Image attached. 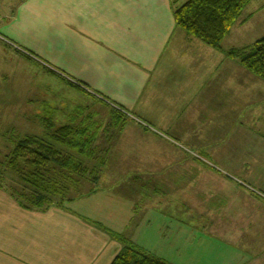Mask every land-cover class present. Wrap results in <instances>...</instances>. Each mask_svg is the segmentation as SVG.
<instances>
[{
  "label": "crops",
  "instance_id": "0c3cea01",
  "mask_svg": "<svg viewBox=\"0 0 264 264\" xmlns=\"http://www.w3.org/2000/svg\"><path fill=\"white\" fill-rule=\"evenodd\" d=\"M175 8L173 0H0L4 55L28 59L32 52L44 75L89 93L112 121V110L121 108L127 121L106 145L97 143L113 156L103 168L102 187L90 194L63 207L31 210L0 189V264H112L121 245L111 233L150 235L151 230L154 237L132 242L168 263L164 245L191 263L264 264V194L251 192L264 188V166L253 161L246 169L238 156L229 163L219 155L228 153L229 138L235 137L240 152L241 134L264 133V81L256 84L259 78L238 61L187 35L176 24ZM226 42L224 49L235 48ZM251 86L248 99H240V89ZM242 123H248L246 132ZM243 152L264 154V149L250 146ZM180 154H196L201 161L184 156L171 165L152 161ZM201 154L215 155V161ZM160 170L169 172L161 178ZM194 172L202 177H190ZM142 194L147 209L129 231L123 211L131 205L138 218ZM102 195L113 205L122 203L120 222L104 220L109 232L93 219L106 215L98 206ZM152 216L160 219L155 231ZM161 218L173 223L196 218L199 226L168 225Z\"/></svg>",
  "mask_w": 264,
  "mask_h": 264
},
{
  "label": "trees",
  "instance_id": "16d2710c",
  "mask_svg": "<svg viewBox=\"0 0 264 264\" xmlns=\"http://www.w3.org/2000/svg\"><path fill=\"white\" fill-rule=\"evenodd\" d=\"M252 1L173 0L176 5L174 15L177 26L187 35L224 52L264 81V37L244 47L223 48L225 39ZM115 108L117 110L111 113L112 124L114 128L123 130L126 112ZM87 121L90 125L85 123L78 127L69 123L56 127V123L49 120L45 133L15 139L14 149L0 160V186L23 207L31 210L63 207L64 203L84 196L82 189L86 183L95 187L109 160L108 148L101 149L97 145L101 133L95 128L96 122L92 116L87 117ZM9 176L11 178H7ZM12 181L18 182L23 189L11 187ZM96 225L109 232L104 226ZM110 235L121 245L112 264H170L139 247L126 235Z\"/></svg>",
  "mask_w": 264,
  "mask_h": 264
},
{
  "label": "rangeland",
  "instance_id": "374dc122",
  "mask_svg": "<svg viewBox=\"0 0 264 264\" xmlns=\"http://www.w3.org/2000/svg\"><path fill=\"white\" fill-rule=\"evenodd\" d=\"M187 0H183V2H186ZM180 5V4H179ZM250 18V19H249ZM264 37V0H253L249 6L245 9L243 16L241 17L240 21L233 27L231 33L226 38V47H228L229 44H233L235 47H241L246 45H251L255 43L256 41L260 40ZM0 160L5 158L7 155L10 154V152L15 147V139L23 138L24 136L28 135H34L37 133H45V129L49 127V124L45 122L46 118H54L56 123L61 125L63 124L68 125L69 123H75L76 126H83L85 123H90L87 120V115L90 113V116L93 117L94 121L96 122V127L99 130V133H101L98 142H103V145H106V142H109L112 135H115V133L122 132V130H119L118 128H114V125L112 124L111 116L109 114V111L105 107H101L91 96H89V93L84 92H78L79 90H75L70 85V82L63 83L60 80L56 79L53 76L50 75H44V72L42 69H40L39 66H43L40 62V59L37 58L35 55L32 54V52L28 51L29 55H26L28 59H22L19 57H16L13 59L12 57H7L2 52V47L0 48ZM251 75V74H250ZM64 79H67L69 77L60 74ZM253 76V75H252ZM255 77V76H253ZM257 77H255L256 79ZM62 79V80H64ZM258 79V78H257ZM65 80V81H67ZM258 83H263L262 80L258 79ZM260 81V82H259ZM250 82L252 85L255 84V81L250 79ZM70 84V85H69ZM79 87V86H78ZM256 87H258L256 85ZM254 87L251 86L250 89L244 88L243 91L240 89V99L247 100L246 94L251 93L253 91ZM258 90V89H257ZM258 92V91H257ZM258 95V94H257ZM63 111H62V110ZM50 112H52V116H50ZM65 112V113H64ZM60 113L62 115H60ZM91 113H95L94 116ZM125 113V112H124ZM70 114H73L71 116L72 120H68V116ZM126 114V113H125ZM65 116V117H64ZM128 117V116H127ZM129 118V117H128ZM130 119V118H129ZM127 122V121H125ZM243 122V121H242ZM56 124V127L59 126ZM90 125V124H89ZM243 126V127H242ZM248 123H242L241 125V131H247ZM242 128H244L242 130ZM264 129V128H263ZM261 129V130H263ZM106 135H109L110 138L104 137ZM164 137L168 138V134H163ZM214 136V135H213ZM102 139V140H101ZM240 139V146L239 150L247 149V147L250 146H256L261 147L264 149V133H253L251 136H241L238 138ZM169 140H172L169 138ZM211 140H214L211 137ZM235 137L229 138L228 144H226L225 151L228 153L225 154H219L221 156V159L223 162H236V159H234L236 156H238L239 161L242 162L244 167H248L250 163L253 161L257 162L256 164H253L254 166L260 165L264 166V161H262V157H264V154L258 153H249V152H243L240 153L236 151L237 144H235ZM97 142V143H98ZM101 149H104L105 146H98ZM234 150L235 153H230L229 151ZM247 151V150H246ZM113 155H109V160ZM147 157H153V155H145ZM157 155H154L156 157ZM184 156L186 161H201V158H196V154L189 155V154H180L178 155H159L157 158L153 159L152 161H157L159 163H164L171 165L175 161H180V159ZM200 157L204 156L207 159L211 161H215V155H199ZM232 157H234L232 159ZM149 159V160H150ZM189 159V160H188ZM146 161V160H145ZM249 162V163H248ZM247 171V170H245ZM103 172V171H102ZM168 170H160L157 172L160 176H166ZM156 173V172H155ZM199 174V175H197ZM229 174H227L228 176ZM161 176V178H163ZM190 177L192 178H201V173L194 172L193 175ZM11 178V176L7 177ZM13 182V181H12ZM10 183V182H9ZM241 185L247 184L246 182L241 181ZM11 187L15 188H21L19 186V183L15 181L13 183H10ZM102 186H99V184L96 185L92 190H96L101 188ZM251 188V187H250ZM254 188V187H253ZM0 189L5 190L3 187L0 186ZM19 189V190H21ZM126 189V187H121L118 189V191L121 193V195L127 196L128 198L130 194L123 192L122 190ZM161 192L159 193L161 197H163V193L165 192L166 187L162 186ZM252 189V188H251ZM249 189V191L251 190ZM90 191L82 189V194L84 196L88 194ZM264 188L261 187H255L254 191L251 190L252 193L262 195L264 193ZM134 192V191H133ZM134 194V193H133ZM11 195V193H10ZM12 196V195H11ZM110 196V195H109ZM134 199L138 197V195L132 196ZM143 201H142V210L139 212V217L133 219V216H136V210H132L130 212V205L129 208H125V211H123V218L128 221L129 231L131 229H134L137 223L136 220L141 219L140 216L145 210L147 209L146 203L149 201L148 197L142 194ZM107 196H100L99 199L101 210H105V217L103 216V219H97L93 218L94 220H97V224L103 225L105 222L104 220H107L109 217H117V221L120 222L121 218L119 206H122V203L118 202L113 205L112 201H108ZM104 199H106V202H104ZM130 199V198H129ZM133 199V200H134ZM118 199L115 201L117 202ZM19 203V202H18ZM132 204V203H131ZM65 205V203L63 204ZM107 206V207H106ZM114 208V209H113ZM134 208V207H133ZM161 211V210H160ZM138 214V213H137ZM147 215H144L142 217L143 220H146ZM163 221H165L168 225H176V226H184L180 222H187L190 226H199V219L196 218H190L188 221L184 219H177L173 223V221H170V219L161 218ZM150 220L152 221L151 225H154L152 227L154 228V231L159 228L160 219L156 218L155 216L150 217ZM99 221V222H98ZM106 225V223H105ZM150 226V225H149ZM187 227V226H186ZM147 228V226L145 227ZM130 240L136 242L137 240L144 239L146 237H154L153 230H151L150 235L142 232L139 234L131 235L128 233L126 235ZM139 238V239H137ZM150 242H152V238L150 239ZM148 242H145V244H148ZM167 243V242H166ZM163 243H161L162 245ZM155 245V241L150 243V246ZM162 249V247H161ZM165 256H167V260H169L170 263L173 262V264H199V261L191 263L188 260H185L183 258H180L182 256L183 252H177L175 250L168 251L166 249V245L163 247ZM159 254L162 253V251H158ZM180 253L181 255H179Z\"/></svg>",
  "mask_w": 264,
  "mask_h": 264
}]
</instances>
